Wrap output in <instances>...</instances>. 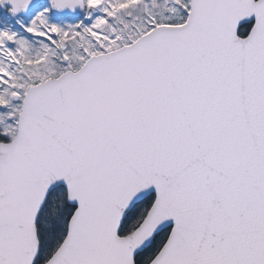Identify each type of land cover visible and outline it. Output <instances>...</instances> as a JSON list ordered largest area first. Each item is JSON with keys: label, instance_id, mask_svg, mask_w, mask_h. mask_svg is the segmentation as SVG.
I'll list each match as a JSON object with an SVG mask.
<instances>
[{"label": "snow or ice", "instance_id": "snow-or-ice-1", "mask_svg": "<svg viewBox=\"0 0 264 264\" xmlns=\"http://www.w3.org/2000/svg\"><path fill=\"white\" fill-rule=\"evenodd\" d=\"M0 264H264V0H0Z\"/></svg>", "mask_w": 264, "mask_h": 264}]
</instances>
